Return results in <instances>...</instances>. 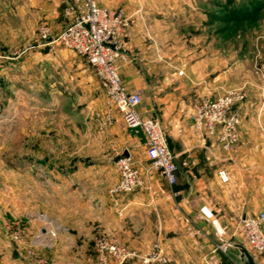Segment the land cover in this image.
<instances>
[{
    "label": "crops",
    "instance_id": "obj_1",
    "mask_svg": "<svg viewBox=\"0 0 264 264\" xmlns=\"http://www.w3.org/2000/svg\"><path fill=\"white\" fill-rule=\"evenodd\" d=\"M49 1L65 7L70 0ZM228 1L97 0L101 6L123 10L132 20L124 41L133 61L123 64L119 75L129 92H141V115L161 122L178 171L177 184L170 187L157 172H145L141 134L120 122L104 131L99 146L131 155L143 169L144 186L111 195L119 175L108 171L106 156L100 154L94 158L97 169L89 172L99 185L85 188L82 199L70 185L53 189V210L71 216L68 240L80 244L81 257H86V246L96 236L139 254L157 242L174 264H243L237 248L241 243L255 264H264L262 255L251 253L229 234L237 219L264 209V80L255 66L246 68L236 61L230 44L221 43L229 29L219 19L220 4ZM233 87L242 89L245 99L234 107L240 114L238 144L226 153L214 140L202 138L191 115L201 99H214ZM77 212L83 217L76 219ZM218 242L231 243L230 251L219 253ZM54 253L58 251L51 264L75 254ZM0 258L2 264H32L12 245ZM125 264L142 263L133 259Z\"/></svg>",
    "mask_w": 264,
    "mask_h": 264
},
{
    "label": "rangeland",
    "instance_id": "obj_2",
    "mask_svg": "<svg viewBox=\"0 0 264 264\" xmlns=\"http://www.w3.org/2000/svg\"><path fill=\"white\" fill-rule=\"evenodd\" d=\"M220 5L224 10L226 3ZM65 7L49 0H0V257L12 245L32 264H51L57 251L59 257L75 252L70 259H55L59 264L95 263L100 237L92 239L81 257L80 244L68 240L71 216L54 212L52 193L59 185H70L82 199L85 188L99 185L89 174L99 165L94 158L103 154L108 171L118 174L121 155L113 146H99L104 131L123 123L113 110L114 123L105 124L109 101L93 69L72 51L39 37L42 25L53 37L66 26ZM232 26L221 43L230 44L237 62L256 69L264 55V10L254 22ZM82 217L83 212L76 213V219ZM238 226L237 219L229 228L237 240ZM54 229L51 247H43L47 242H38L40 233Z\"/></svg>",
    "mask_w": 264,
    "mask_h": 264
},
{
    "label": "built area",
    "instance_id": "obj_3",
    "mask_svg": "<svg viewBox=\"0 0 264 264\" xmlns=\"http://www.w3.org/2000/svg\"><path fill=\"white\" fill-rule=\"evenodd\" d=\"M63 16L66 26L53 37L50 28L42 25L40 39L72 51L93 69L109 101L110 108L104 114L105 124L114 123L113 110L120 114L125 128L144 138L148 164L145 172H157L170 187L175 186L178 167L161 122L153 116L141 115V92H129L119 75L123 64L133 61L124 41L132 20L123 10L101 6L97 0H70ZM256 72L264 80V55L256 66ZM244 99V92L238 88L226 89L214 99H201L191 115L193 128L204 140H214L224 152H233L239 141L240 124V114L234 107ZM116 170L119 180L110 189L111 195L127 194L144 186L143 169L131 155H119ZM55 231L57 229L49 232L42 230L38 242H47L43 247H51L52 244L48 243L53 240ZM238 232L248 249L264 255V209L240 219ZM95 247L94 264H125L133 259L140 260L142 264H174L157 242L143 254L107 238H99ZM217 249L226 254L229 247L224 243L222 248L217 246Z\"/></svg>",
    "mask_w": 264,
    "mask_h": 264
},
{
    "label": "trees",
    "instance_id": "obj_4",
    "mask_svg": "<svg viewBox=\"0 0 264 264\" xmlns=\"http://www.w3.org/2000/svg\"><path fill=\"white\" fill-rule=\"evenodd\" d=\"M236 2L235 0L228 1L224 10H221L222 13L219 17L229 31L235 23L254 22L264 10V0H242ZM230 7H232L231 10L228 9Z\"/></svg>",
    "mask_w": 264,
    "mask_h": 264
},
{
    "label": "water",
    "instance_id": "obj_5",
    "mask_svg": "<svg viewBox=\"0 0 264 264\" xmlns=\"http://www.w3.org/2000/svg\"><path fill=\"white\" fill-rule=\"evenodd\" d=\"M228 247H231V243L229 242H224ZM237 248L239 252L241 253V261L243 264H255L254 259L252 256L249 255V253L245 250L243 245L241 243H238Z\"/></svg>",
    "mask_w": 264,
    "mask_h": 264
}]
</instances>
